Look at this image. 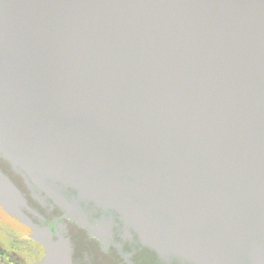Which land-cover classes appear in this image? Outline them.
<instances>
[{
  "label": "water",
  "instance_id": "obj_1",
  "mask_svg": "<svg viewBox=\"0 0 264 264\" xmlns=\"http://www.w3.org/2000/svg\"><path fill=\"white\" fill-rule=\"evenodd\" d=\"M0 158L95 237L264 264V0H0ZM0 207L72 264L1 167Z\"/></svg>",
  "mask_w": 264,
  "mask_h": 264
},
{
  "label": "flooded vegetation",
  "instance_id": "obj_2",
  "mask_svg": "<svg viewBox=\"0 0 264 264\" xmlns=\"http://www.w3.org/2000/svg\"><path fill=\"white\" fill-rule=\"evenodd\" d=\"M0 167L14 180L25 193L29 203L46 221L53 219L66 223V235L72 245V264H182L177 260L164 261L158 258L154 251L142 245L133 232H126L124 226L118 220V224L107 230L105 235L95 237L84 227L79 226L64 215L63 210L49 203L42 204L31 193L22 177L15 173L10 165L0 158ZM5 219L12 222L8 224ZM16 225V226H15ZM23 227V228H21ZM28 227L17 219L9 216L0 207V262L21 264L23 259L13 249L19 247L18 240L26 239L30 256L40 257L33 259L32 264H40L44 255L43 246L30 238Z\"/></svg>",
  "mask_w": 264,
  "mask_h": 264
},
{
  "label": "rangeland",
  "instance_id": "obj_3",
  "mask_svg": "<svg viewBox=\"0 0 264 264\" xmlns=\"http://www.w3.org/2000/svg\"><path fill=\"white\" fill-rule=\"evenodd\" d=\"M5 221L8 224L12 225V222L10 220L5 219ZM21 228H23V227H21ZM18 243H19V247H16V245H15V247L13 249L15 250L16 254L21 256L23 261L25 262V263L20 262L21 264H32V262H34L33 259H35V258L38 259L40 257V253L35 254L36 256H30L28 249H29V246L31 245V243L28 242L25 238L18 240ZM0 264H2V263L0 262ZM3 264H12V263L5 262Z\"/></svg>",
  "mask_w": 264,
  "mask_h": 264
}]
</instances>
